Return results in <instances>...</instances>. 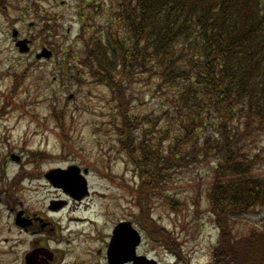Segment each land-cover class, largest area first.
<instances>
[{"label": "rangeland", "instance_id": "374dc122", "mask_svg": "<svg viewBox=\"0 0 264 264\" xmlns=\"http://www.w3.org/2000/svg\"><path fill=\"white\" fill-rule=\"evenodd\" d=\"M99 1L108 7L113 0ZM0 3L4 11L0 13V112L4 111L0 115V264H25L26 255L43 249L51 257L40 254V258L49 264H108L113 228L120 221L138 226L137 205L152 208L151 215L174 233L173 245L183 249L186 259L209 264L220 236L208 195L216 161L211 156L208 160L199 157L186 167L174 168L169 178L151 183L164 186L153 191L136 175L119 144L115 123L120 120H113L109 89L94 84L75 59L83 50L79 35L94 31L83 29L80 15L95 16L96 24L104 27L107 14H96L89 7L80 10L79 0ZM14 31L18 40L31 41L29 54L14 46ZM45 47L53 51V57L37 61L36 53ZM67 49L74 51L70 59ZM74 66L78 69L70 70ZM68 72L81 74L83 85L67 81ZM18 74L24 80L15 89ZM138 78L129 91L130 113L136 122L146 118L156 124L148 137L165 155L172 142L162 131L165 98L156 94L150 81ZM167 126L170 135L172 127ZM252 148L261 155L258 173L264 176V134ZM74 165L89 170L90 195L78 203L45 177L50 170ZM170 207L181 210L173 214ZM21 210L42 221L28 230L20 229L15 217ZM71 216L86 221L75 222L76 229L69 232L64 227ZM249 219L253 221V214ZM241 229L247 232L244 225L236 232ZM140 253L159 264H181L174 253L150 239Z\"/></svg>", "mask_w": 264, "mask_h": 264}, {"label": "trees", "instance_id": "16d2710c", "mask_svg": "<svg viewBox=\"0 0 264 264\" xmlns=\"http://www.w3.org/2000/svg\"><path fill=\"white\" fill-rule=\"evenodd\" d=\"M79 1L80 10L107 14L104 27L95 16L80 15L83 29L94 31L79 35L83 50L75 59L94 84L109 89L119 144L138 177L161 191L164 186L151 183L213 157L209 209L220 236L209 264H264L263 160L252 148L264 134V0H113L108 7ZM80 75L68 72L66 79L83 85ZM138 77L165 98L162 131L172 138L165 155L148 137L156 124L136 122L130 113L129 91ZM240 225L246 233L236 232ZM145 226L192 264L159 226Z\"/></svg>", "mask_w": 264, "mask_h": 264}, {"label": "water", "instance_id": "95a60500", "mask_svg": "<svg viewBox=\"0 0 264 264\" xmlns=\"http://www.w3.org/2000/svg\"><path fill=\"white\" fill-rule=\"evenodd\" d=\"M25 43H26L25 41H21L17 45L23 46L21 50L24 51L27 49L25 47ZM50 53L51 52L44 50L42 54L38 55V58L42 56L50 57L51 55ZM72 173H74L73 167L67 171L55 170V171L50 172L49 178H51L52 180L53 178L62 180V178H64L66 174H72ZM70 180L71 179L66 180V181L62 180L63 182L60 181L59 183H57V185L63 186L66 191L72 192L73 189L69 188L67 184L71 182ZM82 187L83 186L81 184V187H79L78 191H80ZM81 196L82 195H76V197L78 198ZM129 225L130 224H121L115 230V235L112 239V243L109 247V252H108L110 264H123L129 261H133L134 264H157V262L154 260H149L145 257L136 256V246H138L140 243V236L138 232L132 229V227ZM119 256H122V257L118 259ZM29 261L30 260L28 257L27 264H30Z\"/></svg>", "mask_w": 264, "mask_h": 264}, {"label": "bare ground", "instance_id": "6f19581e", "mask_svg": "<svg viewBox=\"0 0 264 264\" xmlns=\"http://www.w3.org/2000/svg\"><path fill=\"white\" fill-rule=\"evenodd\" d=\"M66 202V201H65ZM67 203V202H66ZM69 219V221H70V224L69 225H67V226H65L64 227V230H68L69 232H72L73 230H75L76 229V223L77 222H84V221H86V220H83L82 218H78V217H76V216H71L70 218H68ZM76 222V223H75ZM27 230V229H26ZM43 254V253H42ZM82 260H84V259H82ZM35 262H36V264H42V263H44V264H48L47 263V261H46V259H44V258H40V252L39 251H35Z\"/></svg>", "mask_w": 264, "mask_h": 264}, {"label": "flooded vegetation", "instance_id": "af4514ba", "mask_svg": "<svg viewBox=\"0 0 264 264\" xmlns=\"http://www.w3.org/2000/svg\"><path fill=\"white\" fill-rule=\"evenodd\" d=\"M32 220L31 221H29V226H36L37 225V223H38V221H39V219H37L36 217H30ZM42 227H44V225L42 226Z\"/></svg>", "mask_w": 264, "mask_h": 264}]
</instances>
